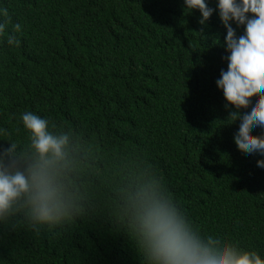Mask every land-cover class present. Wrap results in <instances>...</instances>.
I'll list each match as a JSON object with an SVG mask.
<instances>
[{
	"label": "trees",
	"instance_id": "16d2710c",
	"mask_svg": "<svg viewBox=\"0 0 264 264\" xmlns=\"http://www.w3.org/2000/svg\"><path fill=\"white\" fill-rule=\"evenodd\" d=\"M0 8V153L15 145L6 166L25 171L35 159L25 112L68 136L56 177L66 215L36 222L17 202L0 219V264H150L133 219L145 193L171 197L201 236L264 258V157L237 147L238 120L223 122L216 80L228 53L218 12L202 26L183 0ZM10 34L18 45L7 44Z\"/></svg>",
	"mask_w": 264,
	"mask_h": 264
},
{
	"label": "clouds",
	"instance_id": "9594fccd",
	"mask_svg": "<svg viewBox=\"0 0 264 264\" xmlns=\"http://www.w3.org/2000/svg\"><path fill=\"white\" fill-rule=\"evenodd\" d=\"M185 10L199 11V23L206 25L214 11L226 29L224 48L228 53L227 70L216 80L229 114L224 124L239 121L233 134L237 147L247 154L264 157V133L253 135L252 128L264 129V0H216L210 8L207 0H183ZM0 16L7 17L6 8ZM243 28L237 35L236 28ZM6 22H0V34ZM15 24L13 32L19 33ZM7 44L18 45L16 36H7ZM30 134L33 162L25 171H11L5 160L15 145L0 153V219L5 218L17 202L23 200L32 219L40 223L59 221L66 215L61 203L56 177L65 159L68 136L53 135L49 121L25 112L21 116ZM264 168V159L256 161ZM134 226L150 264H264L256 251L241 250L229 241L211 235L204 237L194 230L178 210L171 197L155 193L142 194L134 208Z\"/></svg>",
	"mask_w": 264,
	"mask_h": 264
}]
</instances>
